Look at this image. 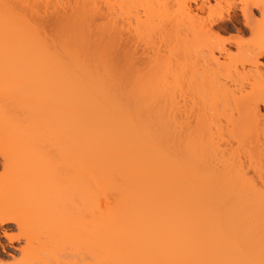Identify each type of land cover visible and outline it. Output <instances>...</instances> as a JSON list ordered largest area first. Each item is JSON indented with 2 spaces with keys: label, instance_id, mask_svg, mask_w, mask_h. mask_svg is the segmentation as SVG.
<instances>
[{
  "label": "bare ground",
  "instance_id": "obj_1",
  "mask_svg": "<svg viewBox=\"0 0 264 264\" xmlns=\"http://www.w3.org/2000/svg\"><path fill=\"white\" fill-rule=\"evenodd\" d=\"M0 1L108 21L120 3L126 17L142 5L178 52V81L135 84L92 33L62 25V53L42 57L13 29L14 44L0 51V238L24 241L17 264H49L60 245L79 255L73 264H262L259 188L229 162L227 123L235 134L264 119V0ZM230 30L237 38L222 39ZM185 81L201 105L183 123L173 93ZM23 195L29 201L16 203ZM54 216L65 235L53 243L37 225ZM6 248L0 239V264H10Z\"/></svg>",
  "mask_w": 264,
  "mask_h": 264
},
{
  "label": "rangeland",
  "instance_id": "obj_2",
  "mask_svg": "<svg viewBox=\"0 0 264 264\" xmlns=\"http://www.w3.org/2000/svg\"><path fill=\"white\" fill-rule=\"evenodd\" d=\"M110 1L119 2L120 0H110ZM0 3H1V1H0ZM49 5L52 6V4H48L47 9L50 7ZM119 5H120V10L121 9L126 10L124 8H128V6H125V7H124V5L122 6L121 3ZM128 5L131 6L132 3L131 4L128 3ZM130 6H129V9H131ZM138 6L139 7H136V8H138L137 10H139L138 11L139 13L134 14L136 12H134L133 10L132 11L130 10L131 13L129 12L130 14H127L128 17L124 16L125 13L120 11L119 8L117 7L116 14L114 15L113 21L111 20L112 21L111 22V21L105 20L106 18L105 19H103V17L101 18L100 16H99L100 17L99 19L97 17L95 18V17H93V15H92V18L90 17V18L85 19L83 17L82 18L80 17L81 19H78L77 18L78 16L76 17V15H70L69 14V17H68L67 15L63 14L65 17L64 18L62 14H61V16L59 15V12L61 11L60 7H62V6H60L58 8V5H56L55 7L54 6L51 7L52 9L57 7L55 10H52L51 8L48 9L49 13H48V11L44 12V10H42L43 8L40 7L41 13H40V9L38 8L40 14L36 15L38 13L32 14L33 12H31L29 14V12L21 11L19 8L17 10L15 9L16 11H14V9H13V11H10L9 9L4 10V8H2V4H0V30L4 28V32L0 31V32H3L0 34V51L4 52L5 51L4 49L6 47H8V48L12 47V45L14 43L10 42V40H11L10 38L13 36L14 33H16L17 31L20 30L19 31V32H21L20 35L22 34L21 38L24 36L23 35V32H24L25 33L24 37L26 39V42L29 43L31 47H34V46L36 47V45H37V47H41V48L36 47V53L38 55L43 57V54L49 55L47 53L50 51V56H51L52 52L54 53L55 51H58V53H59L58 48H60V49L63 48V46H62V43L64 40L63 38H64L65 33H67V31L65 32V30L66 29L68 30V28H70L71 33L74 32L75 34L76 33L81 34V32H83L82 34L86 33L89 35H91V33H92V35L97 36L99 39L101 38L99 42L101 43L103 41L104 44L107 45L106 49H109L110 53H112L111 56L113 57V59L110 57L112 62L114 61L115 65L118 68H129V70H130L129 71V80L135 81V84L137 81H146V83L148 81H150V83H151V81L152 82L156 81L155 84L161 83V82L157 83L158 81H178L176 79V76H175L176 73L178 72V63H177L178 52L176 50L174 51V50L168 48L169 43H167V38L162 34L163 32H161L162 31L161 28L163 26L161 24L163 22L159 21V20H162V19L161 18L159 19V17L156 19L153 18L154 20L150 18L152 20V22L149 21V19H148L149 16L147 17V16L143 15L142 7H141L142 5L141 6L138 5ZM224 6H226V5H224ZM136 8H134V9H136ZM58 9L60 10L59 12H58ZM50 10H52L53 12L57 11L58 13L57 12H56L57 14L55 12L52 13V11L50 13ZM42 12H44V13H42ZM132 13H133V15H132ZM87 16H89V15H87ZM135 16L137 18H135ZM255 16L258 18L260 17L259 12L256 10H255ZM64 19H65L66 23L63 21ZM82 19H84L85 21L84 20L82 21ZM107 23H109V24L107 25ZM62 25L65 26L66 29ZM110 26H111V28H109ZM14 28L16 29V32H14V30H15ZM10 29L11 30L14 29V30L11 31ZM12 32H14V33H12ZM10 33H12V35ZM236 34L237 33L234 30H230L227 32L220 31V35H221L222 39L234 40L237 38ZM28 35H30V37H32V38H30ZM243 35H242L243 38L241 37L242 38L241 40L244 42H247L252 38L251 34L248 32L243 34ZM8 36H11V37H8ZM26 36L29 38H27ZM47 36H48V38H46ZM17 39H19V38H16V40ZM25 39L23 38V40H25ZM27 39H29V40H27ZM18 41H20V43H21L22 39H19ZM57 41H59V43ZM9 42L12 43V45L9 44ZM8 44H9V46H8ZM104 44H103V46H104ZM35 47H34V49H35ZM54 47H56V48H54ZM51 48H52V50H51ZM102 48H104V47H102ZM7 50H9V49H7ZM109 50H107L108 53H109ZM111 50H112V52H111ZM232 50H235V49L232 48ZM61 51H62V49H61ZM171 51H173V52H171ZM41 52H43V53H41ZM60 53H62V52H60ZM215 54H217L216 51H215ZM170 56H171V58H170ZM173 56L176 58H173ZM50 58H51L50 59L51 61L49 60L48 65L50 62L53 63L52 57H50ZM53 59L55 60V56L53 57ZM156 59H157V63L155 61ZM34 81H48V80L40 78V79H35ZM133 83L134 82H132V84ZM150 83H148V84H150ZM148 84H146V85H148ZM151 84H153V83H151ZM184 84H186V81L182 84V87L180 90H178V88H177L178 92L175 90V92L173 93V94H175L176 103L178 101V104H179V105L178 104L176 105V103H175L174 108H175V106L180 107V108H178V107L175 108L176 110L174 109L173 111L175 113L178 111L177 116L178 117L180 116L179 118H181L178 120H180V122H183V123L185 121V118L187 119V117L190 116L189 119L191 120L195 115L197 116L199 114V107L201 105V103L199 102L198 93L196 92V90L194 88L195 87L194 83H187L189 86L187 84L186 85H184ZM37 85H39L38 82H34V83L29 84L30 87L31 86H37ZM148 88H149V85H148ZM190 88L194 93H192V91L190 92ZM248 88H249V86L246 89L247 91L249 90ZM151 94H153V93H151ZM151 94H150V96H151ZM191 100H192V103H191ZM194 100H196V102ZM221 104L222 103H220V105H218V106H221ZM261 111H264V106H261ZM234 113H236V112H234ZM234 113H232L233 115H235L233 117L237 118L239 114L238 113L234 114ZM229 114H231V113H229ZM186 115H187V117H186ZM250 120H252V121H250ZM254 120L255 119H248L247 120L246 124L244 125L245 130H244V128L235 130V132L239 131V133L238 132L235 133L236 135H237V133H238V135L240 134L239 136L238 135L236 136L235 134H233L234 131L232 133L230 126H228L229 123L225 122L224 126L226 127V123H227V127H229L228 130L230 129L229 132H230V135L232 137H230V135H228L229 132L227 129H226V131H225V129H223V133L225 132L224 134H225L226 138L228 135V137L230 139L229 141L231 143H233L230 146L231 143L229 141H227L228 139L224 138L225 139L224 142L226 143V141H227V143H228V144L226 143L227 147H228V145L230 147L229 152H231V153L227 154V156L229 158V162L232 164L235 162V164H233V165L236 166V169L237 168L240 169L239 172L241 171L242 174H244L243 176L248 178L249 181L254 182L252 184L256 183L255 185L258 186L257 189L259 188L258 189L259 205L257 204L259 207H256L257 214H258L257 215L258 216L257 217V222H258L257 223L258 224V226H257L258 227V231H257L258 233L257 234H258V236H260V237H258L260 240V243H261L260 244V251H261L260 254L261 253L263 254V252H264V248H263V242H264V194H263L264 193V119L259 118L256 120L257 122H255ZM253 121L257 124V126L255 123L254 124L251 123ZM248 123H250L252 125V128H251V125L250 126L248 125ZM251 129H253V130H251ZM240 132L241 133L244 132L243 136ZM251 132L253 133V135H251ZM224 134H223V136H224ZM233 135H235V136H233ZM237 144H240V145L237 146ZM232 149L234 150V152H232L233 151ZM247 150H249V151L247 152ZM250 155H251V157L249 158ZM253 159L256 161L254 162ZM248 179H247V181H248ZM71 184H75V181H74V183L71 182ZM4 195L5 196H11L12 192L6 191V192H4ZM26 198L27 197H24V195L20 196V197L15 199V202L18 204H24V202L27 203V201H29V199L28 198L26 199ZM55 216H56V214H55ZM55 216L49 218L48 220L47 219L46 220L40 219L38 221V225H37L38 226L37 229L39 231H41V233L47 237V239L46 238L45 239L48 241L50 240L53 243L58 242L65 235V233L63 232L64 230L62 228L64 223L62 225L61 221L56 219ZM10 225H13V224H10ZM12 232H13V234L18 233L16 230L11 231L10 233H12ZM0 239L7 247L6 248L7 249L6 254H3V256L6 257L7 262L10 264H14V263L17 264V262H20L21 261L20 247L24 246V241H19V242H14L13 244H9L6 241V239H4V238H0ZM60 246L58 248H54V249H56V251L53 249L55 251V253H51V254H55V255H50L51 257L49 256L50 258L49 259L47 258V260H48L47 262L49 264L53 261L52 259L57 260L58 257H59L58 261L61 264H62L63 260H64V263L67 260V263H65V264H73L74 261H79L80 257L78 254L73 253L74 251L71 250L72 247L69 248L68 246L64 245V246H66V248L63 250L62 245H60ZM61 251H62V253H61ZM262 254L260 255V258L262 256ZM10 256H14L15 258H12V257L10 258ZM54 256L56 257V259ZM262 258H261V262H262V264H264V262H263L264 258L263 259ZM60 259H62V261ZM58 261H55V262L53 261L51 264H54V263L56 264V263H58Z\"/></svg>",
  "mask_w": 264,
  "mask_h": 264
}]
</instances>
